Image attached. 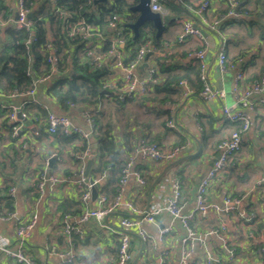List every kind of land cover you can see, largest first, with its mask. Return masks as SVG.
Segmentation results:
<instances>
[{
  "label": "crops",
  "instance_id": "1",
  "mask_svg": "<svg viewBox=\"0 0 264 264\" xmlns=\"http://www.w3.org/2000/svg\"><path fill=\"white\" fill-rule=\"evenodd\" d=\"M15 1L6 0L12 11L15 9ZM200 1L184 0L181 5L164 2L165 10L159 13L165 29L158 38L154 33V37L155 40L159 39V46L164 52L163 66L171 68H167L169 73H161L160 79L169 74H183L185 78L180 80H186L185 84L178 82L170 90L168 99L162 103L141 102L137 99L128 101V98L118 100L108 89L101 88L103 96L94 104L76 102L72 107L66 104L62 108L55 97L46 91L57 74L52 75L45 83L36 84L32 95L10 96V93L0 90V193L5 186H15L16 190V198L11 200V210L15 215L6 220L0 219V244L15 247V226L26 221L30 213H35L37 217L26 240L25 250L33 260L45 264H109L116 260L120 232H126L129 237L137 234L135 227L129 230L120 227L121 216L134 214L118 208L109 213L101 223L94 219L81 223L78 226L79 232H74L68 238L60 224L62 215L77 216L83 209L80 194L84 187L75 176L81 162L74 158V152L81 151L78 149L80 143L69 144L47 135L43 123L37 126V135L23 130L13 136L4 122L9 106L25 114V117L16 120H7L10 124H16L14 127L31 124V120L38 117L28 115L23 110L28 103L39 106L45 113L50 110L68 115L74 125L84 130L89 126L82 113L89 112L93 120L98 118L102 124H110L118 153L116 164L120 166L142 138L159 143L164 150L178 142L187 143L186 150L171 161H143L137 158L136 165L140 168L145 183L138 185L134 177H130L122 199L130 200L140 210H148L154 204L164 202L171 182L177 180L183 210L189 211L194 207L196 186L210 167L217 142L237 124L240 125L229 123L221 116L222 106L234 104L235 98L231 92L233 70H220L216 59L218 48L223 46L227 60L244 70L242 86L264 71V0H239L246 15L227 21L221 28V35L203 28L208 80L214 88L223 89L225 97L223 100L212 99L206 102L199 97L202 84L195 69L196 60L190 53L202 45L194 37H187L180 43L175 41L185 19L197 21L193 9ZM209 1V19L227 9L226 0ZM128 29L133 35L132 30ZM111 33V30L105 31L104 35L109 37ZM49 37L52 38L51 33ZM2 39L4 37L1 31L0 41ZM121 49L124 58L132 53V48L122 46ZM158 56L159 54H150L146 63L149 65L155 58H160L161 61ZM66 62L68 64L60 75L69 74L72 70L70 56ZM146 67L138 68L140 76L145 75ZM108 76L120 83L123 71L112 69ZM156 96L164 97L165 91ZM236 107L244 105L237 104ZM250 115L252 125L244 133L245 140L241 149L211 182L205 197L206 204H215L219 208H224L226 198L240 197V204L227 213L209 207L205 216H196L190 222L196 235H202L225 222L230 241L234 245V258L227 259L219 237L207 235L203 238V244L198 239L193 241L189 264H205L206 253L220 254V264H264L260 255L264 252V183L255 184L257 179L264 176V107L257 106ZM169 118L174 120L176 127L166 126L165 122ZM91 153L90 149L89 154ZM51 158L52 161H49ZM87 159L88 157L83 162L84 168ZM93 166L94 153L91 168ZM41 174L59 179L71 176L75 182L58 181L51 190L46 183L40 192L34 184ZM104 182L105 180L98 181L97 194ZM1 204V213H7L5 201H1ZM95 205V200L89 203L90 207ZM242 211L246 218L239 216L238 213ZM166 226L169 230L160 236L159 230ZM142 227L146 239L135 264H156L160 259L171 264L180 258L185 231L177 220L167 212H161L155 216L153 223L144 222ZM66 254L72 257L69 263L65 262ZM0 264L21 263L0 251Z\"/></svg>",
  "mask_w": 264,
  "mask_h": 264
},
{
  "label": "built area",
  "instance_id": "2",
  "mask_svg": "<svg viewBox=\"0 0 264 264\" xmlns=\"http://www.w3.org/2000/svg\"><path fill=\"white\" fill-rule=\"evenodd\" d=\"M87 3H92V0H85ZM164 2H174L182 4L184 0H149V8L152 11L164 12ZM239 0H226L227 9L220 13L213 19H209L207 12L210 5L209 0H201L196 8L193 9V14L197 17V21L192 19H185L181 24V30L176 37L177 43L182 42L187 37H194L200 41V46L196 50H193L190 54L196 60L198 66V78L202 84L199 91V97L204 101L212 99L223 100L225 92L223 89L214 88L207 76V61L205 57V34L203 28L210 30L217 35H221V28L227 21H234L239 19L243 15H246V10L241 7ZM15 18L13 24L16 29L31 30L32 20L28 16L30 9L26 6L25 0L15 1ZM126 16L111 14L107 17L106 22L99 27L93 25V23L87 22L84 18L78 19L74 22L66 25V34L70 37H80L85 41L86 52L85 56L89 58L91 64L94 67H101L103 64H108L110 70L120 69L123 71V77L120 83L116 80L106 76L102 81V88L108 89L110 94H113L118 100H124L135 96L144 95L149 91V85L158 82L156 76L155 61H152L146 67L144 76H140L138 68L143 64L144 56L150 52L151 54L163 55L162 48L156 47L152 39L147 34L142 42L134 49V56L125 62L121 47L128 39L130 34L127 30ZM0 24H3L0 22ZM111 30V35L107 37L104 32ZM34 41V37L28 36L24 40L25 47L28 48L29 44ZM45 48L48 50L45 60L49 64V72L45 75L33 80L30 87L21 93L10 92V96L14 95H32L35 85L38 83H45L50 80L51 76L58 73L57 62L61 57L60 54H56L55 48L50 42L45 44ZM216 59L220 70L228 71L233 70V78L231 85V92L235 98V103L232 105H223L221 108L222 118L229 123H240L239 127L231 130L227 135L217 142L215 146V152L212 157V161L207 172L202 176L195 189L194 194V207L189 211H184L181 204V190L177 180H174L170 184L168 193L164 198L163 203L154 204L148 210H140L134 206L130 200H123L122 195L126 188L127 182L130 177H134L138 185H144L145 178L141 173L140 168L136 165V159L141 160H153V161H171L177 158L182 152L186 150L187 143L175 144L167 150L162 149L161 145L152 140L140 139L134 151L128 156L126 161L122 164L120 169V175L116 187V192L112 197H108L105 194H97L95 199V207H90L91 200V187L93 184L98 183L104 176L94 178L93 182H89L84 176V164L83 162L88 157L90 149L87 147L84 150L74 152V158L81 162L78 170L75 172V176L78 182L82 183L84 189L80 194V201L83 204L82 211L77 216H70L69 214L62 215L60 224L65 235L69 238L74 232L78 233V226L81 223H85L90 219H94L97 222H102L109 213L118 208H124L130 214L134 216L123 215L119 218V225L123 230H129L130 228H136V235L144 242L146 239L145 231L142 227L144 222H154V218L161 212H167L173 219L177 220L185 231V235L182 237L183 248L181 250L180 258L171 264H189L190 254L193 250V241L198 239L200 244H203V238L207 235H215L220 238L222 242V248L226 252V257L229 260L234 258V245L231 243L229 233L225 222H221L216 228L208 230V232L202 235H196L190 224L191 220L200 216L203 217L209 207L214 210L229 212L231 209H236L240 204V197H232L225 199L224 208H219L215 204H206L205 197L207 190L211 182L222 173L228 164L229 160L234 156L242 147L245 140L244 133L252 125V117L250 112L254 111L257 106L264 107V71L259 77L249 80L245 86L242 83L245 79L244 70L235 65L234 62L227 60L226 51L223 46H220L216 53ZM147 62V60H146ZM186 80L182 79L179 84H185ZM68 106H73V102H67ZM237 104H243L244 107L237 108ZM19 109L9 106L7 120H16V112ZM45 118L34 117L31 120V124L20 125L13 128L12 135H17L20 131H32L35 135L38 134L37 126L43 123L46 131L49 134L62 132V134L70 135L77 134L82 137L89 136L94 129V120L90 116L89 112H83L82 116L88 124V129L84 130L80 126L74 125L72 119L65 114H57L53 111L46 110ZM22 117H25L23 112ZM28 123V122H27ZM166 126L176 127L174 120L169 118L166 121ZM41 125V124H40ZM73 177L65 176L57 178L52 175L44 176L41 174L38 181L34 184L38 191H42L46 183L50 186L51 190L58 181H73ZM75 182V181H73ZM264 183V176L256 180L255 184ZM15 186H9L6 195L15 200ZM245 212L238 213L240 217H244ZM15 212L10 210L7 213L0 212V219L6 220L12 218ZM36 214L30 213L26 221L20 222L15 226V247H10L4 244H0V251L6 256L12 258L21 264H45L33 260L26 252L25 245L26 240L30 236L31 230L36 223ZM246 218V217H244ZM169 230V227H163L159 230L160 236L165 234ZM130 237L126 232H120L118 244H117V257L114 262L109 264H127L128 249ZM65 262H71V256L66 254ZM205 264H220L221 255L206 253L204 257ZM156 264H169L165 260L160 259Z\"/></svg>",
  "mask_w": 264,
  "mask_h": 264
},
{
  "label": "trees",
  "instance_id": "3",
  "mask_svg": "<svg viewBox=\"0 0 264 264\" xmlns=\"http://www.w3.org/2000/svg\"><path fill=\"white\" fill-rule=\"evenodd\" d=\"M136 1L107 0L92 4L85 0H25V4L32 14L30 19L33 24L31 30H24L15 28L13 24L15 12L8 7L6 0H0V22L3 23L0 24V32H3L4 37L0 41V90L8 93L24 92L30 87L34 79L48 73L49 64L45 60L48 50L45 48V44L50 42L55 48L56 54H60L61 57L57 62L58 73L46 88L47 94L54 96L62 108L66 107L68 101L94 104L103 96L102 81L111 70L108 64L94 67L84 55L86 52L85 41L80 37L67 36L66 25L84 18L87 22L99 27L106 22L107 17L111 14L125 15L127 23L131 22L136 18V14L131 12L129 8ZM127 30L129 31L128 28ZM49 33H51L52 38L49 37ZM154 33L153 25L146 22L140 27L139 35L136 38L129 34L123 48H132V53L125 58V62L133 58L134 49L142 42V37L146 34H149L153 44L160 48L159 39L155 40ZM31 35L34 37V41L26 48L24 40ZM78 54L82 56L80 57ZM68 56L71 57L72 70L69 74L60 75L68 64L66 62ZM159 56L161 61L160 58L154 59L158 82L150 84L146 94L128 98V101L137 99L141 102L162 103L168 99L170 90L177 86L180 79L185 78L183 74H169L160 79L161 73H169L171 68H165L163 66V58L165 57L160 54ZM195 69L198 76V66H195ZM161 91H165V96L157 97L156 95ZM23 110L28 115L33 114L42 119L46 116V113L39 106H31V103L26 104ZM7 114L6 112L4 115V122L12 132L16 124L7 122ZM236 127L239 125L237 124L234 128ZM111 131L110 124H102L98 118L94 119V129L86 137L77 134H59V132L49 134L45 129L47 135L57 137L59 141L62 140L69 144L79 142V150H84L87 147L91 149L94 153V166L90 169V176L91 178L104 176L102 180L105 182L102 187L100 186L98 194L103 193L109 197L116 192L121 169L120 164H116L118 153ZM183 143L178 142L177 144ZM8 187L5 186L1 189L0 212L2 211L1 201H5L7 204L6 210L10 211L12 207L11 199L6 195ZM260 255L264 260V252Z\"/></svg>",
  "mask_w": 264,
  "mask_h": 264
},
{
  "label": "water",
  "instance_id": "4",
  "mask_svg": "<svg viewBox=\"0 0 264 264\" xmlns=\"http://www.w3.org/2000/svg\"><path fill=\"white\" fill-rule=\"evenodd\" d=\"M106 1L107 0H92V4H98L100 2H106ZM129 10L136 14V18L133 21L128 22L126 24L127 27L132 30L133 38H136L139 35L140 27L146 22L151 23L153 27L155 28L156 38H158L160 34L163 32V30L165 29V25L162 22L159 12L150 10L149 0H137L136 3L130 6ZM28 16L31 17L32 14L29 13ZM150 54L151 53L148 52L144 56L143 64L141 65V67L147 66L146 60L148 59ZM21 117H22L21 111L17 110L16 118H21ZM53 158H51L49 161H52ZM92 158H93V153L89 154L88 159H87L86 168L84 171V174L88 178V181L90 183L93 182V179L89 176V169L92 166ZM97 186L98 184L95 183L91 187V199L92 200H95L97 197ZM129 241L130 242H129V249H128V258L126 260V263L135 264L141 254V251L144 246V242L137 235L130 236Z\"/></svg>",
  "mask_w": 264,
  "mask_h": 264
}]
</instances>
